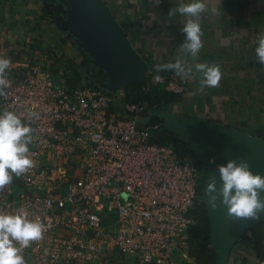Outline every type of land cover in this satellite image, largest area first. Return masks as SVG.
Here are the masks:
<instances>
[{
    "label": "built area",
    "instance_id": "obj_1",
    "mask_svg": "<svg viewBox=\"0 0 264 264\" xmlns=\"http://www.w3.org/2000/svg\"><path fill=\"white\" fill-rule=\"evenodd\" d=\"M41 60H10L0 95V111L33 129V166L0 188V212L23 207L45 225L23 249L26 264H195L188 232L201 177L196 156L151 142L139 124L143 105L126 100L124 87L86 77L71 87ZM148 78L183 91L174 78Z\"/></svg>",
    "mask_w": 264,
    "mask_h": 264
},
{
    "label": "crops",
    "instance_id": "obj_2",
    "mask_svg": "<svg viewBox=\"0 0 264 264\" xmlns=\"http://www.w3.org/2000/svg\"><path fill=\"white\" fill-rule=\"evenodd\" d=\"M103 1L148 66L135 81H143L141 90H133L135 82L124 86L136 99L130 101L143 105L139 124L150 128V137L163 130L170 132L196 156L184 137H179L183 131L198 151L197 164L204 172L189 214L194 217L201 204L207 213H213L211 243L217 248L220 264L222 247L226 245L223 236L234 216L223 218L219 201L216 207L209 203L205 176L211 167L210 158H214L215 165L228 159L247 160L254 173L264 174V162L257 156L259 146L250 142L264 140V65L255 52L257 38L264 32V0H220L218 13H202L203 46L195 60L181 47L186 17L168 15L169 9L176 8L182 0ZM83 6L82 0H0V56L10 60L26 54L42 56L41 64L71 87L81 83L83 77L90 84L108 82L105 68L99 65L102 59L93 51L94 37L100 36L98 29L82 27L78 21L76 31H72L56 23V18L62 20L70 12L80 15L78 11ZM178 58L193 68L187 77L162 67ZM195 63L218 65V84L201 86L203 76L195 70ZM152 74L174 78L183 91L164 90L149 82ZM217 155L222 160L217 161ZM259 233L264 236V215L228 245L223 252L224 264H264V239L261 248L254 246Z\"/></svg>",
    "mask_w": 264,
    "mask_h": 264
},
{
    "label": "clouds",
    "instance_id": "obj_3",
    "mask_svg": "<svg viewBox=\"0 0 264 264\" xmlns=\"http://www.w3.org/2000/svg\"><path fill=\"white\" fill-rule=\"evenodd\" d=\"M220 0H182L176 8H170L168 15L182 14L186 17L181 31L184 33L182 50L188 53L194 60L198 57L202 48V29L200 16L205 11L212 13L220 11ZM256 56L264 65V32L260 33L256 41ZM11 61L8 57L0 56V95L8 87L6 70ZM171 68L176 73L185 77L193 71L186 66L182 59H177L162 65ZM195 70L202 73L201 86L214 87L221 78V70L218 65L195 63ZM159 79V77H157ZM35 118L38 114L31 112ZM33 129L27 122L12 110L0 111V188L11 183L13 174L20 176L34 164L29 155V144ZM214 158H210V163ZM220 185L217 187L215 176L208 179L205 192L212 207L217 206V201L227 208L229 215L248 218L254 217L258 212H264V175L254 173L247 160L228 159L225 163L217 165ZM45 225L38 217H31L21 207L14 212H0V264H26L23 249L28 247L31 241L42 237Z\"/></svg>",
    "mask_w": 264,
    "mask_h": 264
},
{
    "label": "water",
    "instance_id": "obj_4",
    "mask_svg": "<svg viewBox=\"0 0 264 264\" xmlns=\"http://www.w3.org/2000/svg\"><path fill=\"white\" fill-rule=\"evenodd\" d=\"M82 2L84 6L78 11L80 15L77 16L74 12H70L62 16V20L56 18V23L60 24L62 28H68L72 31H76L78 21L82 27H91L94 30L98 29L100 36L97 35L94 37L95 44L93 40L91 43L94 44L93 51L100 56V59H102L106 65L105 75L108 78V82L103 83L104 88L115 90L121 86L124 87L127 84L139 80L147 71V63L132 46L121 25L113 16L110 7L103 0H82ZM178 135L181 138L184 137L185 141L191 145L199 161V154L191 137L183 131H180ZM251 141L255 146H259L260 151L257 153V156L264 162V140L250 139V142ZM242 143L245 144L247 142L244 141ZM216 160L220 161L222 157L217 155ZM217 165L218 164L215 165L214 162L211 163V167L208 168V174H206L205 179L208 181L212 176H215L217 187H219L220 179ZM200 170L202 174L204 169L200 168ZM209 173L214 174L211 175ZM261 195L264 196V190L261 191ZM208 212L211 235V232H213L215 228L214 216L210 210ZM220 212L223 218H227V215H229L227 208L223 204H220ZM262 215H264V212H258L254 217L248 218L234 216L228 221V227L223 236V242L226 243V245L222 247L220 264H224L223 252L228 248V245L236 240L246 227L250 226Z\"/></svg>",
    "mask_w": 264,
    "mask_h": 264
},
{
    "label": "trees",
    "instance_id": "obj_5",
    "mask_svg": "<svg viewBox=\"0 0 264 264\" xmlns=\"http://www.w3.org/2000/svg\"><path fill=\"white\" fill-rule=\"evenodd\" d=\"M143 87V81H138L133 84V90L138 92ZM132 90V89H131ZM126 100H136L132 98L131 91L125 89ZM151 142L159 144L172 145L179 155H192L190 149L184 147V143L179 144L170 132L163 130L162 132L150 137ZM185 152V153H184ZM195 224L191 226L188 232L189 255L195 261V264H217L218 252L217 248L211 243L210 224L208 213L203 204H201L194 214ZM258 232V231H257ZM264 236L259 233L254 242L255 248H261Z\"/></svg>",
    "mask_w": 264,
    "mask_h": 264
},
{
    "label": "rangeland",
    "instance_id": "obj_6",
    "mask_svg": "<svg viewBox=\"0 0 264 264\" xmlns=\"http://www.w3.org/2000/svg\"><path fill=\"white\" fill-rule=\"evenodd\" d=\"M99 65H101L102 70H104V68L106 67V65H105V63L103 61H101V64H99Z\"/></svg>",
    "mask_w": 264,
    "mask_h": 264
},
{
    "label": "flooded vegetation",
    "instance_id": "obj_7",
    "mask_svg": "<svg viewBox=\"0 0 264 264\" xmlns=\"http://www.w3.org/2000/svg\"><path fill=\"white\" fill-rule=\"evenodd\" d=\"M102 85H103V82H102Z\"/></svg>",
    "mask_w": 264,
    "mask_h": 264
}]
</instances>
